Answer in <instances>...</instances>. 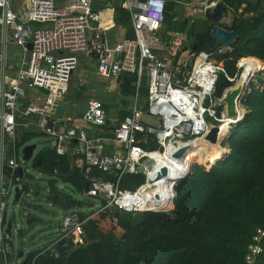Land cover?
<instances>
[{
    "label": "built area",
    "instance_id": "obj_1",
    "mask_svg": "<svg viewBox=\"0 0 264 264\" xmlns=\"http://www.w3.org/2000/svg\"><path fill=\"white\" fill-rule=\"evenodd\" d=\"M95 1L0 0L1 141L7 137L14 141L18 119L36 115V126L53 140L59 160L68 156L89 185L86 193L102 203L97 210L67 212L59 237L42 252H58L56 245L61 239L67 245L85 246L86 225L108 208L134 215L172 211L177 187L191 175L193 167H187V151L178 153L193 139L208 137L220 124L224 114L221 96L217 95L220 74L232 83L239 75L231 76L224 62L214 55L232 51V46L196 51L185 33L168 28L170 3L196 13L204 12L209 0H124L134 36L123 39H113ZM180 19V15L172 18L173 22ZM10 41L24 51L16 63L9 60ZM78 52L95 58L97 76L116 81L123 73L134 76L135 101L121 121L111 122L106 104L98 98L89 101L81 122L71 117L61 122L55 115L58 101L70 91ZM145 75L148 84L143 106L140 101ZM32 87L46 91L43 105L23 103ZM143 115L156 118L158 125L145 122ZM87 125L93 127V132ZM108 144L113 147L111 152L107 151ZM12 153L7 159L6 149L0 151V264H18L14 260L13 236L7 232L9 202L16 195V170L21 167L15 143ZM5 161L13 170L2 175ZM142 166L144 171H140ZM139 174L144 181L135 189L122 186L125 176ZM143 187L147 191L143 194L145 201L142 199L144 209L134 201ZM160 201L171 204V209L160 208ZM259 251V246L253 247L254 254Z\"/></svg>",
    "mask_w": 264,
    "mask_h": 264
},
{
    "label": "trees",
    "instance_id": "obj_2",
    "mask_svg": "<svg viewBox=\"0 0 264 264\" xmlns=\"http://www.w3.org/2000/svg\"><path fill=\"white\" fill-rule=\"evenodd\" d=\"M223 1L234 14L244 4V10L254 14L245 18L235 14L231 25H224L237 32L238 37L232 51L214 53L215 57L224 62L231 76L239 72L241 59L257 61L263 68L259 84H252L244 102L245 117L232 128L230 155L212 161L216 163L208 169L196 164L194 173L178 185L172 211H147L145 220L136 226L131 225V214L116 211L112 219L122 229L120 235L114 231L98 233L97 224L89 221L85 246L75 247L69 242L67 249L57 255L43 250L32 252L27 264H264V7L255 13L260 2L252 6L247 0ZM119 11L118 20L128 26V36H134L127 8L123 6ZM174 15L175 7L170 3L166 15L168 28ZM207 21L208 25L201 30L195 27L196 23L190 28L185 21L180 23L179 30H187V38L196 51L205 50L212 39L213 24ZM133 81L132 74H122L119 82L123 93L134 94ZM231 84L220 74L217 95L221 96ZM17 136L16 145L20 147L34 135L22 129L17 130ZM57 158L55 150L48 149L37 154L33 165L50 175L57 169V177L85 191L87 182L83 176L70 173L65 158ZM56 180H51L52 186ZM143 181L141 174L127 175L122 186L135 189ZM53 199L58 202V196ZM255 246L260 251L254 254Z\"/></svg>",
    "mask_w": 264,
    "mask_h": 264
},
{
    "label": "rangeland",
    "instance_id": "obj_3",
    "mask_svg": "<svg viewBox=\"0 0 264 264\" xmlns=\"http://www.w3.org/2000/svg\"><path fill=\"white\" fill-rule=\"evenodd\" d=\"M106 1L108 2V4L112 2L110 0H106ZM114 1L116 4L120 2V0H114ZM215 1L217 2V1H223V0H215ZM247 1L252 6L260 2V6L255 13H260L264 7V0H247ZM214 3L213 1H210V5H214ZM246 6L247 4H244L242 8H240L238 12H236L235 14L239 15L240 17H244V18L254 14V13L246 12L244 10ZM235 14L233 15V17L226 19L223 26L224 25L230 26L234 19ZM191 17L195 19L196 21L195 27L197 29H199V27L203 28V26H207L209 23L205 18L204 12H201V11L196 12L192 14ZM175 28H176V23L173 22V24L170 25L169 29L174 30ZM76 54L78 57V66L74 70L73 76H72V82H71L72 91L68 97L61 100L60 106L62 108H68L71 112L82 114L85 108V103L91 97H88L87 94L85 93H81V94L77 93L76 90H77V87H79L80 85L79 83H81L80 78L84 80L90 79L92 75L89 72L90 70L88 69V66L94 67V65H93V61L90 55L87 52H78ZM245 59H241V61ZM254 62L257 63L258 70L252 81L255 85H257L259 84L258 76L263 73V68L258 64L257 61H254ZM241 69L242 67L239 70V74L241 72ZM107 81H108L109 87L112 86L114 87V89L117 88L120 91V85H118L119 83L114 82V81H109V79H107ZM234 83L235 82H233L229 86H233ZM143 84L145 87L148 84L146 75L144 76ZM252 87L253 85H251V89ZM226 89L227 87L224 89L221 97H223ZM29 90L33 95L35 94L38 95L42 93V89L37 88V87H32ZM96 93L99 96L105 95V93L98 87H91L90 90L88 91V95H91V94L94 95ZM86 98L88 100H86ZM243 98L239 99V109H240L239 113L241 114H240V118H237L236 120L238 119L242 120L245 114V109H247L245 104H242ZM240 104H241V107H240ZM224 107H225L224 113H226L228 109L225 103H224ZM222 110H223V107H220L219 111H222ZM143 120L147 123L158 125L157 119L154 117L143 115ZM234 123L233 124L231 123L229 125V131L231 130V134H232L231 128L237 125ZM227 137L224 138V140L219 143V146L214 149L211 148L209 144L198 145L199 147L197 146L195 149L197 155L195 157L194 155L193 156L191 155V158L187 160V166L190 168L195 163H197L199 165L204 166L206 169H208L210 168L211 165L218 162L220 159L224 160L227 154L228 148H229V142H227ZM46 140H47L46 137H45V141H42L40 140V138H37V137L32 139L31 142L36 143L37 148L34 151L33 158L29 161L23 160V155L19 153L20 163L22 164L25 171L30 174L29 177L27 178V181H29V184H30V188L29 190L22 192V195L19 200H16L15 194H13L12 197L10 198L9 207H8V218L13 224L12 243L14 247V260L18 264L22 263V261L24 260V257H21V258L19 257L20 251H24L25 256L31 252L41 251L45 249L51 242H53L59 237V233L61 231V226H62L61 225L62 218L66 212L62 207L51 202L50 195L52 192V187L50 185V177L47 174H45L42 170L33 166L34 158L36 154L39 152V150L45 145ZM107 147H108L107 151L111 152L113 147L109 144L106 146V148ZM212 161H216V162L212 163ZM22 181H25V180L18 178L16 180V183L20 186H23ZM57 186L59 189L63 191H68L73 196L80 199V201H82L84 204L86 203L87 205H89L88 207L90 208H94L96 210L101 208L102 203L100 202L99 199L93 198L87 193L73 190L72 185L70 184L66 185L63 183V181L58 180ZM37 192L38 194L36 195ZM171 207L172 206L166 209H171ZM85 211L88 212L90 211V209L86 208ZM116 211L118 210L108 208L105 212L98 214L92 220V222H95L99 228L97 230L98 233L106 234V233H111L114 231L116 232L117 235H120V233L122 232V229L118 228L116 226V223L112 219ZM29 213H32L36 218L35 221L30 224L27 223V217ZM129 214H131L132 216L134 215L133 213H129ZM57 253L58 252H55L54 254L57 255Z\"/></svg>",
    "mask_w": 264,
    "mask_h": 264
},
{
    "label": "crops",
    "instance_id": "obj_4",
    "mask_svg": "<svg viewBox=\"0 0 264 264\" xmlns=\"http://www.w3.org/2000/svg\"><path fill=\"white\" fill-rule=\"evenodd\" d=\"M110 1H112L110 4H108V2L106 0H96L95 1V8L100 11L101 16L103 18V25L105 27H107L106 24H110V26L108 28L111 29V36L113 37V39H114V37L116 39L132 38L133 36L132 37L128 36V26H126L125 24L121 23L118 20L119 16H120L119 10L121 7L125 6L124 0H120V2L118 4H116L114 0H110ZM210 1H213V3L216 2L215 0H209V2ZM173 4L175 7V15L181 16V19L179 21L174 22V23H176V28L174 30L180 31L179 26H180V23L182 21H185L186 25L188 24V28H190L194 23H196L195 19H193L191 17L192 14H194L195 12L189 13L181 5L176 4V3H173ZM209 5H210V3H209ZM201 29L202 28L199 27L198 30H201ZM180 32L185 33L186 37H187V30L180 31ZM8 56L10 58L9 60L11 61V63H16L18 60L22 59V57L24 56V51L21 47L17 46L14 42L10 41L9 42V49H8ZM90 57L93 61L94 67L88 66V69L90 70L89 72L91 73L92 76L90 77V79H87V80L80 78L81 83H79L80 85H79V87H77L76 92L80 93V94L85 93V94H87L88 97H91V98L89 100L86 98V100H88V101L85 103V108H84V111L82 114L71 112L68 108H62L60 106V102H61V100L65 99L66 97L69 96V94L72 91V87H71L68 94L63 99L58 101V105L54 109L55 115L57 116V118H59V120L61 122L62 121L65 122V120L69 117H71L73 119H78V121L81 122V117L84 114V112L88 106L89 101L92 99H95V98L102 100L106 104V110L110 116L109 117L110 121L113 123L121 121L125 117V115L129 114V112L131 110V106L134 104L135 91H134V94L123 93L121 90V82L116 81L114 79H109V81H114V82L119 83L118 85H120V91L117 88L114 89V87H112V86L109 87L107 79L100 77V76H97L95 74L94 70L96 67V60L93 56L90 55ZM91 87H98L99 89H101L105 93V95L99 96L97 93L94 95L93 94L88 95V91L90 90ZM73 90H75V89H73ZM142 92H143L142 93L143 99L140 101V103L141 104L143 103L142 105L144 106L146 104V101H144V98L147 95V88L144 87ZM46 99H47V93L45 90L42 89V93H40L38 95H36V94L33 95L29 90L27 97L23 100V103L26 105V103L32 102V103H39L40 105H43L44 101ZM35 119H37L36 115H31L29 117H24V118L18 119L19 125L17 126V130L19 132H21L22 129H25L26 132L34 135L29 141H27L25 144H23L20 147H18L16 145V142L19 139V136L21 134L19 136H17V132H16V139L14 141L12 138L7 137L5 139L6 140L5 142L1 141V136H0V151H1L2 147H4V149H6V151L8 152L7 159L13 156L12 146L15 143V147L17 148V151H18L17 160L20 162L19 153L22 155V149L25 145L35 144L36 148H37V144L31 142L32 139H34L35 137L40 138V140H42V141H45V137L47 139L45 142V145L39 150V152H42V151H45L48 149L55 150L53 140L40 132L39 128L36 126ZM87 129L89 131L93 132L92 126L87 125ZM9 142H10V144H9ZM35 149H34V151H35ZM107 149H108V147H107ZM37 154H36V156H37ZM33 155H34V152H33ZM57 157H58L57 158L58 161H61L62 158H65V160L68 164V168H69L70 173H73V174L79 173L78 168H73L68 156L60 157V160H59L58 155H57ZM33 163H34V161H33ZM5 164H7V161H5L4 165ZM4 165H3V167H4ZM3 167H1L2 175H7L6 173L3 172ZM21 167H23L22 164H21ZM38 169H40V168H38ZM57 171L58 170L55 169L53 174H51V175L47 174L43 171L45 174H47L50 177V185H51V180L57 179L55 182V185L54 186L51 185V187H52V192L50 195L51 202L62 207L66 211L65 214L69 211H78L81 213L87 212L85 210H86V208H90V207H88L89 205H87L86 203L84 204L82 201H80V199L73 196L68 191H63V190L58 188L57 181L60 180V181H63V183L66 185L67 184L72 185L73 190L79 191V190H77V188H75V186L72 183L66 182L63 178L57 177ZM24 172H25V169H24ZM79 192L86 193L87 192V184H86V190L85 191H79ZM53 196H55V197L58 196V202L54 201ZM15 198H16V195H15ZM74 201H76L75 204H69L70 202H74ZM80 202L83 204L82 206H80V204H79ZM66 204L69 206H67ZM12 236H13V231H12ZM19 264H22V263H19Z\"/></svg>",
    "mask_w": 264,
    "mask_h": 264
},
{
    "label": "water",
    "instance_id": "obj_5",
    "mask_svg": "<svg viewBox=\"0 0 264 264\" xmlns=\"http://www.w3.org/2000/svg\"><path fill=\"white\" fill-rule=\"evenodd\" d=\"M204 14H205V18L213 24V28L211 30L212 39H211V41H209L206 44V50L213 51L216 49L217 45L232 46L234 40L238 37V34H237V32H235L233 30L226 29L223 26L226 19L233 17L234 12H233L232 8L229 7L225 2L218 1V2H215L214 5H209L205 9ZM28 48L29 49L32 48L31 43L28 45ZM194 48H196V47H194ZM252 83H253V81H252ZM251 91H252V89L250 88V91L248 93H246L244 99L242 100V104H244L245 98L250 94ZM246 113H247V109H245V114H244L243 118L245 117ZM240 121L241 120H239L238 122H240ZM238 122H236L234 124H237ZM217 133H218V126H215L213 128V130L209 133L208 138L212 141H215L217 139ZM230 134H231V130H230V133L227 137V142H229ZM35 148H36L35 144L25 145L22 149L23 160H27V161L31 160L33 158V152H34ZM183 152H184V149L181 150L178 153V155L182 154ZM230 153H231V149L228 148L225 159L230 155ZM220 160H222V159H220ZM38 163H40V160H38ZM149 164H151V163L149 162ZM195 166H196V164H194L192 167L191 175L194 173ZM12 170H13L12 167L9 166L8 164H5L3 167V172L6 174H9ZM144 170H145V168L142 166L140 168V171H144ZM163 172L164 173L166 172L165 168L163 169ZM29 175L30 174L27 173L26 171L24 172L23 167H19L16 170L17 179L20 178L22 180H25V181H22L23 182L22 187H20V185H18V184L16 185V188H15L16 200L20 199L22 192L29 190L30 184H29V181H27V178L29 177ZM87 190H89L88 184H87ZM37 194H38V192L36 193V195ZM35 219H36L35 216L32 213H29L28 217H27V223H29V224L33 223L35 221ZM144 220H145V216L143 213H136L131 218V225L136 226L138 224H141ZM12 227H13V224L9 220L8 228H7V232L9 235L12 234V231H13ZM67 247H68V245H67V241L65 239H61L59 241V243L56 245V249L60 252L65 251L67 249ZM31 253H29L28 255L25 256V252L20 251L19 257L20 258L24 257L22 264H27L28 259L31 256Z\"/></svg>",
    "mask_w": 264,
    "mask_h": 264
},
{
    "label": "bare ground",
    "instance_id": "obj_6",
    "mask_svg": "<svg viewBox=\"0 0 264 264\" xmlns=\"http://www.w3.org/2000/svg\"><path fill=\"white\" fill-rule=\"evenodd\" d=\"M240 65L242 69L237 79L234 81L235 82L234 85L227 87L223 97H221V104L224 105L225 103L227 105L228 111L223 114V118L220 124L218 125L217 139L213 142L212 140H209L208 137L205 135L193 139L192 141L187 143L186 149L184 150L187 151V160L191 158V155L192 156L194 155V157L197 155L195 149L200 144H209L213 149L218 147L219 143L228 136L230 132L229 125L231 123L233 124L234 122L236 123L240 120V119L236 120L237 118H240V114H241L239 113L240 111L239 99L245 97L246 93L250 91L252 80L255 77L258 70L257 63L250 59H245L241 61ZM157 156H163V155L157 153ZM144 188L145 187L141 188L137 192V195L134 196L135 203L143 209L146 208V205L142 203V199H144L145 201V195L143 194L147 192L146 190H144ZM153 191L154 190H150L149 192H153ZM158 206L160 208L166 209L172 205L164 203V201H160Z\"/></svg>",
    "mask_w": 264,
    "mask_h": 264
},
{
    "label": "clouds",
    "instance_id": "obj_7",
    "mask_svg": "<svg viewBox=\"0 0 264 264\" xmlns=\"http://www.w3.org/2000/svg\"><path fill=\"white\" fill-rule=\"evenodd\" d=\"M205 15V14H204Z\"/></svg>",
    "mask_w": 264,
    "mask_h": 264
}]
</instances>
